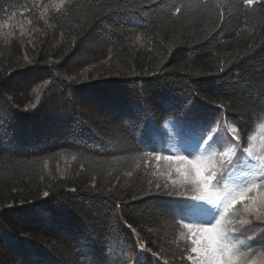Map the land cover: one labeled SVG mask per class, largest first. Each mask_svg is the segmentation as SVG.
<instances>
[{
  "label": "trees",
  "instance_id": "trees-1",
  "mask_svg": "<svg viewBox=\"0 0 264 264\" xmlns=\"http://www.w3.org/2000/svg\"><path fill=\"white\" fill-rule=\"evenodd\" d=\"M17 16L0 34V264L186 263L172 214L203 202L167 195L154 156L191 152L200 125L256 154L264 0H0V23ZM247 244V262L264 252Z\"/></svg>",
  "mask_w": 264,
  "mask_h": 264
},
{
  "label": "snow or ice",
  "instance_id": "snow-or-ice-1",
  "mask_svg": "<svg viewBox=\"0 0 264 264\" xmlns=\"http://www.w3.org/2000/svg\"><path fill=\"white\" fill-rule=\"evenodd\" d=\"M245 3L251 6L253 0H245ZM176 12L179 13L180 8H176ZM73 78L68 77L70 80ZM206 130V125L198 127L191 152L175 156L156 154L154 158L165 161L169 170L174 167L181 177L183 191L168 190L167 195L189 196L192 201L203 202L190 207L202 209L206 219L181 217L183 228L190 236L185 251L189 252L188 259L192 264H248L244 257L253 245L247 242L257 235L253 220L264 225V212L261 211L264 209V156L255 155L250 147H244L239 136L234 138V142H222L218 134L205 139L202 133ZM232 130L237 131L236 128ZM214 144L216 150H213ZM152 154L145 152L146 156ZM235 171L241 173L233 180L236 186L222 187L220 182ZM155 186L162 189L160 184ZM43 195L47 197L49 193L44 192ZM237 204H241L248 214L246 218L235 219L239 215ZM245 244L247 247H241ZM139 259L136 264H139Z\"/></svg>",
  "mask_w": 264,
  "mask_h": 264
},
{
  "label": "rangeland",
  "instance_id": "rangeland-1",
  "mask_svg": "<svg viewBox=\"0 0 264 264\" xmlns=\"http://www.w3.org/2000/svg\"><path fill=\"white\" fill-rule=\"evenodd\" d=\"M29 19V18H28ZM26 19L25 16H23V19L20 21L19 20V16L16 17V19H7V21L0 23V34L4 33V32H8V31H14V32H20V29L25 30L26 29ZM18 35H16L15 37H17ZM209 134L211 136H216L217 134L219 135V137H221L223 142H227V141H233L234 142V138L233 136L228 135L226 132H221L218 130H214V131H210ZM255 155H262L264 156V138L262 139V142L260 144V146L257 148L256 150V154ZM163 171L168 173L171 181H175V183H178L176 187H178L176 192H180L183 191V186L181 185V177L178 173H176V171L174 170V167L172 170H169L167 165H165V167H163ZM185 199L189 200V196H181L180 198H178L177 200H175V202L181 204L182 201H185ZM171 205H169L171 207V210H173V212L176 210L175 206L170 203ZM262 212H264V209H261ZM176 212V211H175ZM192 214H196L197 216H199L201 213L199 211H197L196 209H192L191 210ZM173 215V214H172ZM247 213L244 211V216L241 217V219H244L247 217ZM253 225L257 226V235L254 237L253 240H264L261 239V237H264V231H260V229H264V225H262L260 223V221H255L253 220ZM237 228L240 227V225H235ZM184 237L186 238V241L188 239H190V236L188 235H184ZM135 250H133L134 252ZM144 249L142 247V245H139L137 247V253H134L135 256L140 253L143 252ZM130 257V255H129ZM252 262H254V264H264V252H260L257 255H254L251 260L248 262V264H252ZM162 264H166L165 262L162 261ZM183 264H192V261H190L188 259V257L186 258V263L183 262Z\"/></svg>",
  "mask_w": 264,
  "mask_h": 264
}]
</instances>
